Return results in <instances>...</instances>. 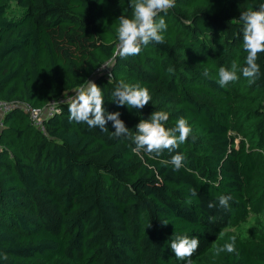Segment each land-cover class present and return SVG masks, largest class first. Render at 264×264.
Listing matches in <instances>:
<instances>
[{
	"label": "trees",
	"instance_id": "16d2710c",
	"mask_svg": "<svg viewBox=\"0 0 264 264\" xmlns=\"http://www.w3.org/2000/svg\"><path fill=\"white\" fill-rule=\"evenodd\" d=\"M10 1L0 0V100L42 108L73 95L57 103L43 132L18 107L2 115L0 253L8 259L0 264H185L171 252L175 234L200 241L195 264L233 216L246 212L253 149L264 151V54L255 83L239 73L225 88L217 83L220 67L234 60L243 66L237 21L259 6L175 0L160 13L166 42L121 59L117 19L131 16L129 0H12L21 14L8 18ZM121 80L146 87L150 104L137 111L113 103ZM85 81L102 89L105 110L119 112L133 134L153 111L169 113L167 127L186 119L192 135L177 150L186 167L173 171L167 163L176 152L157 159L140 153L135 161L131 139L111 136V122L108 132L70 122L68 106ZM233 128L244 139L236 143ZM221 195L233 197L227 211L218 205ZM235 248L216 264H264V236L236 239Z\"/></svg>",
	"mask_w": 264,
	"mask_h": 264
},
{
	"label": "clouds",
	"instance_id": "9594fccd",
	"mask_svg": "<svg viewBox=\"0 0 264 264\" xmlns=\"http://www.w3.org/2000/svg\"><path fill=\"white\" fill-rule=\"evenodd\" d=\"M176 6L175 0H129L132 9L131 16L120 15L116 28L118 40L117 54L121 59L139 55L150 44H164L166 42L164 33L168 29L165 19L160 13H166ZM159 17V18H158ZM237 23L241 24L242 48L247 53L243 66L233 61L230 68L220 67L218 69L217 83L221 88L237 82L240 75L255 83L260 79L261 70L257 63L258 54H264V4L258 10H246L239 15ZM170 76L175 74V69L169 66L166 70ZM203 75L209 76L207 69ZM110 82V78L108 83ZM112 102L118 106H126L128 109H143L150 104L152 96L146 87L139 82L134 84L121 80L111 93ZM104 97L102 89L92 81H85L79 86L68 106L69 121L85 123L89 128H98L102 132H108L106 124L111 122L114 132L110 133L115 138L131 139L134 147L132 151L136 154L145 153L151 159L159 158L163 152H176L172 155L170 163L173 171L185 168L186 157L177 152L179 147L185 144L192 135L191 126L184 118H179L174 127H167L169 113L164 110L153 111L148 119H141L136 125L135 134L130 131L119 118V112L109 113L104 108ZM194 139V138H193ZM192 197H197V190L190 189ZM231 195L218 197V205L227 211L230 208ZM209 209L217 207L216 203H209ZM209 223L215 221L210 216ZM162 224H168L167 221ZM200 241L197 238L185 234L172 235L170 249L177 260L185 264H193L192 257L199 248ZM235 253L234 241L224 245L219 251ZM0 259L7 260L4 253H0Z\"/></svg>",
	"mask_w": 264,
	"mask_h": 264
},
{
	"label": "rangeland",
	"instance_id": "374dc122",
	"mask_svg": "<svg viewBox=\"0 0 264 264\" xmlns=\"http://www.w3.org/2000/svg\"><path fill=\"white\" fill-rule=\"evenodd\" d=\"M246 3L258 6L264 4L261 0H238L237 7ZM6 14L8 18H17L21 14V9L11 0L7 4ZM232 133L236 134V143L244 139L243 134L234 128ZM253 152L257 158V166L251 184L244 189L246 212L233 216L230 224L221 230L210 249L197 259L195 264H216L223 255L228 253L226 250L219 251L224 248V245L233 241L235 244L236 239L253 242L264 236V151L253 149ZM134 160H142L141 154H135Z\"/></svg>",
	"mask_w": 264,
	"mask_h": 264
},
{
	"label": "built area",
	"instance_id": "2783aa9c",
	"mask_svg": "<svg viewBox=\"0 0 264 264\" xmlns=\"http://www.w3.org/2000/svg\"><path fill=\"white\" fill-rule=\"evenodd\" d=\"M118 50V44L116 45V51ZM67 95V96H66ZM64 98L60 100H51L43 106L42 108L33 107L27 103H14V102H6L0 100V128L2 126V115L11 110L14 107H18V109L25 112L32 122V124L39 128L42 132L44 131L43 122L47 116H50L54 111H56L57 103H62L64 101L69 100L73 94H66ZM70 95V96H68Z\"/></svg>",
	"mask_w": 264,
	"mask_h": 264
}]
</instances>
